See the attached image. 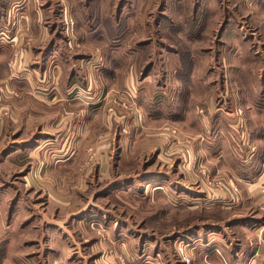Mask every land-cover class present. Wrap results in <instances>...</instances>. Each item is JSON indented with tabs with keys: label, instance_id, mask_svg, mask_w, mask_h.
<instances>
[{
	"label": "rangeland",
	"instance_id": "374dc122",
	"mask_svg": "<svg viewBox=\"0 0 264 264\" xmlns=\"http://www.w3.org/2000/svg\"><path fill=\"white\" fill-rule=\"evenodd\" d=\"M37 4L40 17L32 16L28 24L33 34L30 40H35L36 28L43 29L40 40L32 46L35 75L43 74L48 80L59 74L63 81L71 75L76 77L77 87L85 91L88 86L93 97L88 104H65L66 120L75 119L78 125L76 137L81 140L78 151L82 154L81 161L72 162V167L63 166L65 176H70L76 166L79 172L92 166L100 168L95 155L107 153L109 164L103 163L104 177L108 167L111 177L130 180V190L116 189L119 182L115 181L111 194L97 197L94 207L98 211L92 213L95 223L78 224L68 212L56 214L48 209L49 217L62 219L66 241L59 246L44 244L37 236L34 250H53L50 264H179V238L176 240L175 236L185 241V233L205 221L221 230L234 214L244 212L236 206L224 209L217 200L207 206L208 200L203 199L197 207L177 202L171 199L169 188L170 181L177 184L180 175H187L179 167L180 158L185 149L191 148L192 138L203 136V116L211 135L218 130L229 131L240 145L239 131L243 128L254 149H264L263 140L256 144L250 136L252 127L253 136L264 130V118L260 122L254 113L264 105V0H41ZM9 14L5 23L20 31V16L16 14L18 24L12 27ZM70 22L74 31L68 38L66 29ZM27 30L24 29L29 33ZM20 91H15L16 95L12 88L0 92V118L9 123L17 118L14 128L20 125L28 134L38 133L36 123L42 118L48 116L50 123L59 118L60 114L50 111L48 101L22 96ZM88 106L97 109L87 121ZM207 108L213 112L211 117ZM235 108L242 110L238 122L243 127H238V132L229 125V119L234 121ZM153 112L160 113V118L154 120ZM138 113L140 122L135 120L133 127L127 125L129 115L137 119ZM62 132L59 128L47 133L54 136ZM185 137L190 139V145ZM228 138L233 145L236 143ZM47 147L52 149L48 153L58 154L57 146ZM12 148L15 147L10 143L3 145L0 153ZM37 153L32 156L34 159H39ZM1 159L0 223L7 230L5 224L10 218L15 190L22 186L16 183L21 177L17 166L28 162L21 155ZM47 163L52 169L59 167L53 161ZM194 168L198 173L188 177L190 184L198 182L201 187H220L223 191L218 183L226 188L233 184L223 178H207L201 164ZM227 170L232 171L229 167ZM107 178L102 180L112 179ZM83 190L74 189L73 197L76 199ZM263 190L257 201L247 206L246 216L264 218V212L257 207ZM89 193L87 188L81 193L82 198L88 196L92 201L93 192ZM35 198L34 194L29 200ZM37 199L43 200L44 196ZM259 229L264 241V224ZM251 231L229 226L225 235L228 240H239L241 246L245 241L254 245L258 238L249 236ZM232 243L234 247L237 242ZM188 252L192 264H225L217 256L197 261L196 251L191 253L188 248ZM64 253L67 255L60 257Z\"/></svg>",
	"mask_w": 264,
	"mask_h": 264
},
{
	"label": "crops",
	"instance_id": "0c3cea01",
	"mask_svg": "<svg viewBox=\"0 0 264 264\" xmlns=\"http://www.w3.org/2000/svg\"><path fill=\"white\" fill-rule=\"evenodd\" d=\"M37 1L41 0H0V87L6 86L15 91H20L19 89H21L22 91H20L19 94L22 96H36L42 98L48 101V105L52 106L49 108L50 111L54 110L56 114H60V116L59 118H54L52 123H50L48 116L47 118H42L39 123H36L39 124L37 125L38 133L30 132V134H28L26 130L20 129V125L14 128V125L18 123V121H16L17 118L10 123L3 120V117L0 118V147L8 143H10L12 147H15L8 152L4 151V153H0V162H2V156H10L13 158L18 155L25 156V161L28 162L26 165L17 166L19 174L21 173V177L16 183L22 186L15 190L16 196L9 209L10 218H7L8 221H6L5 224L7 230H5V227L3 228L0 223V264H50V254H52V256L55 255L53 250H50L49 247L46 248L45 252H41L39 248L34 250V244H37V240H41L44 244L51 242L59 246L60 243L66 241V238L63 236L64 231L62 227L64 223L62 219L49 217L46 213L51 210L48 209H53L54 211L52 212L56 214L60 211L65 212V214L68 212L67 214L74 218L78 224H84L85 222L88 224L89 222L95 223L97 221L92 213H97L98 211L94 207V201L97 197L102 198L111 194L113 189H115V186H113L115 181L119 182L116 185V189L121 188V190H130L127 189L130 187L128 183L130 180L117 179L118 175L116 177H111L108 167L106 169L107 175L104 177L103 163L109 164V155L107 153L95 155V161H100V168L98 167L97 169V167L93 168L92 166L79 172V170H76V166L70 171V176H65L67 172L64 171L63 166L67 165L68 167H72L71 163L81 161L82 156L78 151L81 140H78L76 137L78 136L77 129L79 128L75 119L71 121L66 120L65 104L84 105L88 104L90 102L89 100L93 97H91V93L88 91V86L84 92L77 91L78 84L74 82V78L76 77H71V75L67 77L66 81L61 80L59 74L48 80L46 78L47 76L45 77L43 74L41 77L35 75V69H33L32 66L36 56L32 51V46L37 40H40L43 29H39L40 27L36 28L38 31H35L36 38L35 40H30V35L33 34H30L31 28L28 24L32 16L34 18L40 17V9ZM12 11H15L21 18L20 22H23L20 31L19 27L15 31L9 28L8 24L5 23L7 14L9 12L12 13ZM22 26H24L23 29ZM24 29H28L27 31H29V33L25 32ZM13 52L19 53V60L16 66L10 69L7 67L6 62ZM261 98H263L261 100H264V95L261 96ZM22 101L23 100H18L20 103H22ZM15 103L17 105V101H15ZM90 106H88L90 108V110H87L88 113L85 112V119L87 121L88 118H93L91 116L95 114V110L97 109V107ZM16 107L17 106H15V109ZM207 109L209 112L208 116L211 117L213 112L209 111L210 108ZM41 113L46 112L43 111ZM254 113L258 115L257 118H261L258 120L261 122L264 118V105L258 107ZM159 114L158 112H153L152 118L154 120L160 118ZM203 117L200 118L202 122L201 125H204V127H202L203 136L192 138V144L190 145L193 158L190 164L191 170L188 171L189 174L186 176L183 175V177L185 176L184 178L180 175L176 182L177 184L173 185V182L170 181L169 193L173 194L171 195V199L177 202L184 201L195 207L200 205L199 203L202 202L203 199L208 200L206 201L207 206H210V204L215 203L214 200H217L224 209H231V207L234 208L236 206L239 207L240 210H244V212L240 211L241 214H234L235 217L225 222L221 230H215L213 225L206 221L194 225L189 232L187 231L185 233V241L190 244L188 248L191 253L196 251L195 258L197 261L202 258L209 259L217 256V258L223 260L225 264H262L261 259L264 257V241L260 238L261 231L259 228L264 224V218L256 219L252 216H246L245 211H247V206H249V204L257 201V197L262 194V190L264 189V149L259 146L258 150H255L253 143L250 142V147L253 149V152H250V163L246 166L240 165V158L249 154L250 147L241 145V139L240 145H238L234 137L235 134H231L229 131L225 133L218 130L217 133L211 135L209 129L207 130V128H205L207 124ZM126 120L127 125H130V127L136 126V121L140 122L135 116L132 117L131 114ZM229 120L231 121L229 123L231 128H237L239 131L238 126L233 124V119ZM113 122L122 123L121 120H114ZM142 124L143 123H141V125ZM11 127L14 130H10L12 129ZM59 128H62V133H58L54 136L47 133L59 130ZM33 129L34 126H32V130ZM22 131H25V134ZM251 131L250 136L254 138L256 144H259V141H264V130L262 133L259 132L254 136L253 127ZM244 132L248 135L245 129H240L239 134L241 137ZM36 135L39 136L36 137ZM228 136L236 142V145L232 144ZM74 142H77L75 152L73 149ZM90 143L92 144V140ZM49 145L57 146L58 149L56 153L58 154L48 153L49 150H52L47 147ZM213 145H216V148H214ZM212 147L214 150H211ZM159 152L161 153V151ZM35 153H37L39 159H34L32 157ZM50 161L57 163L56 166L59 167L52 169V166L50 167L47 163ZM194 161L204 166L205 169L203 173L207 175V178H223L225 181L235 184L238 188V201L230 207L225 206L223 201L230 195L229 191H223L220 187H205V189L204 186L201 187L198 182L194 185L190 184L187 180L188 177H191V174L195 177L194 174H196V172L198 173L197 170H194L195 168L193 169ZM232 162L236 167H234L235 170L232 166ZM60 166H62V168H60ZM228 167L231 168L232 171L229 170L230 172H228ZM205 170H207V172ZM107 176L112 179L109 182H105L106 180L103 181L102 178H107ZM201 180L205 181V178L201 177ZM183 182H186L187 185ZM158 186L160 189L167 190V188L161 185ZM79 187L81 190L90 188L89 194L93 192V200L91 201L88 196L82 198L81 193H83L84 190L77 193L75 199L73 197V191ZM91 188L94 189L91 191ZM208 189L210 190L208 191ZM34 194L36 198L30 201L31 195ZM41 196H44L43 200L37 199ZM82 199L85 202H82ZM177 202L175 203L178 204ZM252 225L254 228H252ZM229 226H239L243 231L244 229H249L250 231L253 229L249 232V236H252V234L256 236L258 238L257 243L251 245V241L249 243L245 241L241 246L239 240L232 239L237 242L233 247L232 240H228L225 235V229ZM12 233L13 235L11 236L10 234ZM37 236L38 238L35 240ZM41 236L43 237L40 238ZM62 236L63 238H61ZM178 238L181 239L179 236L174 237L176 240H178ZM195 248L197 250H195ZM66 255L67 254L64 253L60 257H65ZM198 255H200V258H198Z\"/></svg>",
	"mask_w": 264,
	"mask_h": 264
},
{
	"label": "built area",
	"instance_id": "2783aa9c",
	"mask_svg": "<svg viewBox=\"0 0 264 264\" xmlns=\"http://www.w3.org/2000/svg\"><path fill=\"white\" fill-rule=\"evenodd\" d=\"M9 14V13H8ZM16 17V12L12 11V13L9 14V18L11 19L9 22V25H11L12 27H16L17 26V21L15 20ZM67 33H68V38L70 37L69 33H73L74 28H73V24L72 22H70V24L67 25ZM71 39L68 40L69 43L72 42ZM19 60V53L18 52H14L12 57L10 58V60L6 63L7 67H9L10 69L14 68L16 66V63ZM8 88L5 87H0V92H7ZM77 91H81L84 92L83 90H79V88L77 89ZM12 94L16 95V92L14 89H12ZM233 112V111H231ZM141 113V112H140ZM138 113V117L137 120H141V114ZM234 125L238 126L239 128H241V124L240 122H238L241 118V114H242V110L240 108H235L234 112ZM236 116V117H235ZM236 118V120H235ZM235 129V128H234ZM236 132H238L237 128L235 129ZM241 137V135H240ZM241 139V145L250 147V143L248 141V135L245 134V132L242 134ZM185 141L188 145H190V139L185 137ZM190 147V146H189ZM252 147L249 148V154H247L245 157L240 158L239 160V164L242 166H246L250 163L249 161V157H250V152L252 151ZM192 151L190 148L185 149L182 152L181 158H180V163H179V167L182 171H184L186 174H189L188 171L191 170L190 164L192 161ZM194 165L196 164L197 166L200 167V164L198 165V163H193ZM194 169V167H193ZM196 170V169H195ZM212 182V181H211ZM209 185L213 186V183H209ZM218 186H222L224 188L225 191H229L230 195L224 199L223 204L225 206H232L234 205L237 201H238V188L235 185H231L229 184V188L224 187L225 185L223 183H218ZM264 193V190H263ZM257 207L260 210V212H264V196L263 198L257 203ZM190 246V244L187 241H184L182 239L178 240V244L176 246V255L179 261V264H192V258L191 255L188 252V247Z\"/></svg>",
	"mask_w": 264,
	"mask_h": 264
}]
</instances>
